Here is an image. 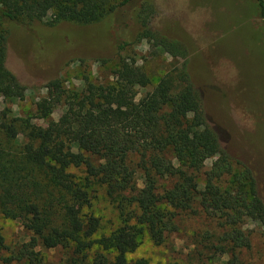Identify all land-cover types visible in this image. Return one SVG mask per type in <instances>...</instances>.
<instances>
[{"label": "trees", "instance_id": "1", "mask_svg": "<svg viewBox=\"0 0 264 264\" xmlns=\"http://www.w3.org/2000/svg\"><path fill=\"white\" fill-rule=\"evenodd\" d=\"M256 1L264 18V0ZM136 3L138 41L153 43L183 64L139 100L136 89L151 80L134 61L121 63L114 83H90L82 92L68 91L60 79L45 86L48 96L38 102V112L50 118L62 106L60 118L49 119L46 127L28 122L20 150L0 147V217L20 222L26 233L11 247L0 232L2 264H51L42 250L58 249L66 251L64 264H149L128 259L140 237L147 232L161 245L178 231L180 216L198 210L217 223L218 231L205 238L208 247L231 256L226 264H240L239 253L251 248L245 221L264 228L255 172L235 170L207 120L186 50L152 30L150 1L0 0V25H90ZM7 42V31L0 30V99L23 100L29 88L7 67ZM18 121L0 120L8 142L22 134ZM208 161L212 165L204 171ZM90 183L106 186L120 209L121 223L110 233L100 234V218L85 212Z\"/></svg>", "mask_w": 264, "mask_h": 264}, {"label": "rangeland", "instance_id": "2", "mask_svg": "<svg viewBox=\"0 0 264 264\" xmlns=\"http://www.w3.org/2000/svg\"><path fill=\"white\" fill-rule=\"evenodd\" d=\"M148 1L155 10L152 30L186 50L190 78L223 150L236 171L249 168L255 172L264 197V18L257 1ZM140 3L90 25L62 22L49 27L24 21L0 25V30L8 33L7 67L29 88L23 100L0 99V120L18 118L16 124L22 131L10 142L0 132V147L20 150L27 142L24 131L28 122L46 127L49 119L60 118L62 106L55 108L50 118H42L37 108L48 96L45 86L52 80L60 79L70 92H82L90 83H114V72L121 63L134 61L151 80L147 88L136 89L139 100L183 64V59L173 58L153 43L138 41L140 29L134 14ZM125 43L129 45L121 50ZM133 159L138 161L137 156ZM211 165L208 161L204 171ZM72 172L84 175L79 169ZM88 190L90 204L85 212L100 218V234L112 232L121 223L117 203L104 185L90 183ZM216 224L199 210L183 214L178 231L167 234L163 244L157 245L145 232L128 259L149 264H226L231 256L210 249L205 241L208 233L218 231ZM243 229L251 237V248L239 253V263L264 264V228L245 221ZM0 232L11 247L26 236L20 222L2 217ZM42 253L51 264H64L66 259L63 249Z\"/></svg>", "mask_w": 264, "mask_h": 264}]
</instances>
